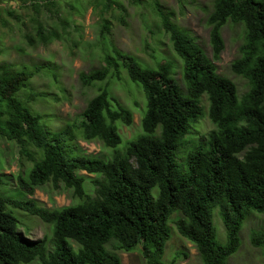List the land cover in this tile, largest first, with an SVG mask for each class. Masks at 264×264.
<instances>
[{
	"label": "trees",
	"instance_id": "16d2710c",
	"mask_svg": "<svg viewBox=\"0 0 264 264\" xmlns=\"http://www.w3.org/2000/svg\"><path fill=\"white\" fill-rule=\"evenodd\" d=\"M22 2L35 10L57 11V4L66 0ZM89 3L102 9L116 5L113 0ZM154 5L181 60L182 86L172 63L144 66L115 48L103 55L102 68L79 74L84 87L108 78L121 82L125 75L143 93L142 134L123 152L118 123L130 126L133 114L111 94L108 84L87 102L79 123L50 131L28 106L37 96L31 81L41 66L0 63V139L15 143L19 159L32 164L15 179L24 199L1 191L8 178L0 174V264H122L107 250L111 242L124 253L139 246L145 264H176V259L163 261L170 221L193 245L202 264H227L240 247L246 218L252 212L264 216V0H214L207 19L212 60L187 31L171 22L170 12L157 0ZM32 20L34 36L27 33L24 39L34 48L64 39L69 26L61 22L59 32ZM228 23L243 31L239 56L230 66L234 75L247 81L242 95L233 81L217 74L213 63L224 49L221 31ZM110 25L102 20V37L109 34ZM22 91H27L25 101ZM204 97L214 129L203 143L187 142L192 125L203 116ZM77 140L98 142L110 154L100 158L77 153ZM86 180L91 191L84 188ZM45 186L70 190L73 203L44 207L33 196ZM10 208L52 227L50 247L46 237H25ZM216 209L225 244L216 240ZM250 244L264 259V232H252Z\"/></svg>",
	"mask_w": 264,
	"mask_h": 264
},
{
	"label": "rangeland",
	"instance_id": "374dc122",
	"mask_svg": "<svg viewBox=\"0 0 264 264\" xmlns=\"http://www.w3.org/2000/svg\"><path fill=\"white\" fill-rule=\"evenodd\" d=\"M38 1L42 4L45 0ZM113 1L116 5L112 4L102 9L101 5L95 8L89 0H66L65 3L57 4V11L55 9L48 11L42 7L35 10L22 0H0V63L41 66V70L31 81V90L37 96L33 102L28 103V106L33 112L41 115L42 123L50 131H58L70 123H79L87 102L108 84L111 94L133 114L130 126L118 123V131L122 137L120 149L123 152L130 141L142 134L140 121L144 104L143 93L129 82L125 75L121 82L108 78L84 87L79 81V74H88L102 68L103 55L111 48H115L136 57L144 66L155 67L159 62L172 63L176 71V80L181 86L183 83L181 60L174 53L169 35L161 26L154 5L155 0ZM157 1L172 14L171 22L180 30L187 31L212 60L210 26L207 19L212 12L214 0ZM32 18L42 21L45 28L55 27L59 32L60 23L66 21L69 26L63 32L64 39L48 45H38L36 48L30 47L24 35L29 33L34 36L35 24ZM103 19L111 24L109 34L105 37L100 34ZM221 33L224 49L219 60L213 61L216 72L233 81L238 94L242 95L248 89L247 81L234 75L230 69L231 63L239 56V48L243 42L242 27L228 23ZM26 95L27 91L20 92V97L24 101ZM202 105L203 116L192 125L190 133L185 138L187 142L203 143L214 129L208 118V103L205 97L202 99ZM74 145L77 153L86 156L104 158L110 154V151L98 142L86 143L77 140ZM31 166L32 164L25 159H19L15 143L0 139V174L8 178V182L5 180L8 185L3 186L1 191L16 199H24L22 194L16 191L15 179L20 172H26ZM84 188L86 191L90 188L91 191L87 180L84 182ZM33 198L49 209L73 203L72 192L63 186L58 190H53L50 186L39 188ZM8 211L16 218L18 230L25 237L32 241L46 237L50 247L52 227L20 210L10 208ZM215 211L213 226L216 240L225 244L226 232L217 215L218 210ZM175 217L176 215H173L171 220ZM169 225L171 233L166 243L163 261L169 263L176 259V264H202L193 245L178 234L172 221ZM256 231L264 232V216L252 212L240 231V247L229 257L227 264H264L260 249L250 244V236ZM114 246L115 243L111 242L106 248L116 254L122 264H145L139 246L130 253L118 251ZM178 253L185 254L186 257L177 255ZM31 264L40 263L35 261Z\"/></svg>",
	"mask_w": 264,
	"mask_h": 264
}]
</instances>
